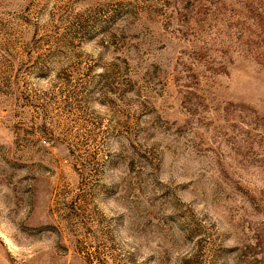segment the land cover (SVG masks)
Listing matches in <instances>:
<instances>
[{
	"label": "rangeland",
	"instance_id": "rangeland-1",
	"mask_svg": "<svg viewBox=\"0 0 264 264\" xmlns=\"http://www.w3.org/2000/svg\"><path fill=\"white\" fill-rule=\"evenodd\" d=\"M0 264H264V0H0Z\"/></svg>",
	"mask_w": 264,
	"mask_h": 264
}]
</instances>
